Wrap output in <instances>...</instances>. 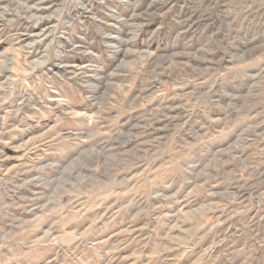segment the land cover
Here are the masks:
<instances>
[{
  "label": "rangeland",
  "instance_id": "374dc122",
  "mask_svg": "<svg viewBox=\"0 0 264 264\" xmlns=\"http://www.w3.org/2000/svg\"><path fill=\"white\" fill-rule=\"evenodd\" d=\"M0 264H264V0H0Z\"/></svg>",
  "mask_w": 264,
  "mask_h": 264
}]
</instances>
